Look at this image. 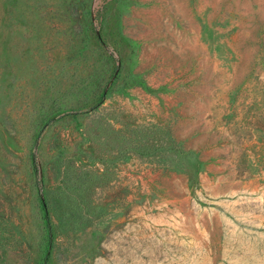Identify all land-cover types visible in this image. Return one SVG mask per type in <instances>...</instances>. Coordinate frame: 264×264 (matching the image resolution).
Here are the masks:
<instances>
[{
    "label": "rangeland",
    "instance_id": "1",
    "mask_svg": "<svg viewBox=\"0 0 264 264\" xmlns=\"http://www.w3.org/2000/svg\"><path fill=\"white\" fill-rule=\"evenodd\" d=\"M0 264H264V0H0Z\"/></svg>",
    "mask_w": 264,
    "mask_h": 264
},
{
    "label": "trees",
    "instance_id": "2",
    "mask_svg": "<svg viewBox=\"0 0 264 264\" xmlns=\"http://www.w3.org/2000/svg\"><path fill=\"white\" fill-rule=\"evenodd\" d=\"M35 170L38 171V167H37V164L35 162ZM38 183V189L39 191H41V194L42 196L44 195L43 194V184L40 180L37 181ZM44 203V202H43ZM43 220L46 224V228H47V233H48V239H47V258H49V255H50V252H51V247H52V244H53V228H52V224H51V218L49 216V214L46 212L44 214V217H43Z\"/></svg>",
    "mask_w": 264,
    "mask_h": 264
}]
</instances>
